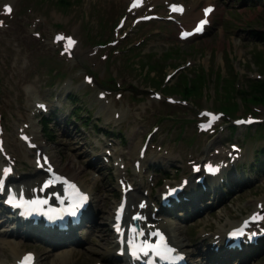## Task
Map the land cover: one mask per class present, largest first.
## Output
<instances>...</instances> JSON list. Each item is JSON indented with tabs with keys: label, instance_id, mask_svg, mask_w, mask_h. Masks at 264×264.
<instances>
[{
	"label": "rangeland",
	"instance_id": "obj_1",
	"mask_svg": "<svg viewBox=\"0 0 264 264\" xmlns=\"http://www.w3.org/2000/svg\"><path fill=\"white\" fill-rule=\"evenodd\" d=\"M69 1L0 0V128L18 163L16 172L21 171L14 175L16 180L32 184L41 179L35 165L39 149L54 155L63 172L76 171L77 179L95 194L94 209L83 236L77 238L83 240L53 251L38 239L0 231V264H16L13 246L34 249L38 264H121L111 229L113 207L120 198L119 178L134 182L133 198L142 197L147 204L158 200L169 183L189 179L193 160L217 159L230 142H238L243 157L237 168L225 171L232 176H224L221 184L211 183L206 193L192 185L196 193L189 192L194 198L188 211L178 212L180 218L164 216L180 240L207 250L209 241L201 238L212 239L216 231L260 209L257 203L264 208V174L238 168L252 158L254 148L264 146V135L254 132L256 127L264 129V3L249 7L248 0H211L218 6L211 31L182 42L177 33L193 24L203 0H151L136 12L128 11L129 0ZM171 2H183L185 14H170ZM5 6L12 11L6 12ZM190 9L192 14H187ZM146 12H158L162 19L140 24L129 19ZM170 15L174 21L168 20ZM122 16L128 20L118 29ZM60 32L74 37V47L66 51L67 42L56 41ZM154 61L160 68L150 65ZM72 94L76 98L70 100ZM42 99L59 120L49 124L52 127L36 113L34 104ZM63 107L65 111L59 109ZM202 109L222 112L206 133L198 125L204 120ZM72 114H78L77 122L69 121ZM245 116L259 121L231 126L234 118ZM96 124L113 129L114 135L96 133ZM21 133L30 134L37 148L28 149L20 141ZM194 135L199 143L189 146ZM141 144L149 149L138 169L134 160ZM228 264H264V244Z\"/></svg>",
	"mask_w": 264,
	"mask_h": 264
},
{
	"label": "snow or ice",
	"instance_id": "obj_2",
	"mask_svg": "<svg viewBox=\"0 0 264 264\" xmlns=\"http://www.w3.org/2000/svg\"><path fill=\"white\" fill-rule=\"evenodd\" d=\"M135 6V5H133ZM173 10L174 11H182L181 8H178L177 6H173ZM5 11L10 13L12 11L11 7L10 6H5ZM211 11V8L209 9H205V14L207 15L208 12ZM205 23V21H201V25ZM201 29L198 27L196 29V31H200ZM57 39H64L66 40L67 42V46H66V51L69 50V48L71 47V45H73L75 43V41H73L70 37H57ZM212 119H216V117H212ZM209 170L210 171H214V169L211 168V166H209ZM10 171V170H5V174H7V172ZM72 187H75L74 185ZM86 199V197H85ZM32 203H36V201H33ZM40 203H43V201H40ZM143 206V205H142ZM117 219H119V215L117 216ZM232 235H237L236 232H233ZM168 251H171V250H168ZM147 254V253H145ZM159 255V253H157ZM32 257H31V254H28L27 256L24 257V260L22 261V264H30V261H31Z\"/></svg>",
	"mask_w": 264,
	"mask_h": 264
},
{
	"label": "bare ground",
	"instance_id": "obj_3",
	"mask_svg": "<svg viewBox=\"0 0 264 264\" xmlns=\"http://www.w3.org/2000/svg\"><path fill=\"white\" fill-rule=\"evenodd\" d=\"M121 3V2H120ZM125 3V2H124ZM123 5V4H122ZM124 6V5H123ZM187 14H192V10L190 9L189 11H187ZM133 15V14H132ZM196 17H198L199 15H200V13H196V14H194ZM134 16V15H133ZM129 19L131 20V18L129 17ZM196 19V18H195ZM128 20V19H127ZM10 31V30H9ZM18 67V66H17ZM16 74V73H15ZM14 76V75H13ZM21 80H23V79H21ZM26 81V80H25ZM15 82V81H14ZM13 82V84L15 85V83ZM21 83H22V81H21ZM16 85H17V83H16ZM18 88V87H17ZM20 88V87H19ZM7 93H10V92H7ZM6 93V94H7ZM7 97V96H6ZM5 98V97H4ZM6 99V98H5ZM5 99H4V101H5ZM11 102V101H10ZM5 103V102H4ZM7 103V102H6ZM2 105V104H1ZM9 105V104H8ZM4 107V106H3ZM119 113V112H118ZM117 113V114H118ZM121 114V113H120ZM138 114H140V113H138ZM142 116V115H141ZM109 117V116H108ZM116 117H120V116H116ZM6 134V133H5ZM4 134V137L6 136ZM7 134H9V133H7ZM9 136V135H8ZM11 137H12V135H10ZM15 137V136H14ZM18 137V136H17ZM7 138V137H6ZM13 139H15V138H13ZM8 140V139H7ZM17 140H19V138L17 139ZM17 140H16V144H17ZM10 141H11V139H10ZM9 141V142H10ZM21 141V140H20ZM15 144V145H16ZM12 145H13V143H12ZM11 146V145H10ZM17 146H19V144L17 145ZM21 146H22V144H21ZM8 148H10L9 146H8ZM7 148V149H8ZM18 149H20V148H18ZM11 150V149H10ZM14 150H16L15 148H14ZM22 150V149H21ZM11 151H13V150H11ZM17 151V150H16ZM23 151V150H22ZM22 151H20L21 153H22ZM10 152V151H9ZM24 152V151H23ZM27 152V151H26ZM18 153H19V151H18ZM14 154V153H13ZM23 156H26V155H24V154H22ZM17 156H19V155H16V157ZM51 159H52V162L53 163H58V162H56V158H55V156L54 155H52L51 156ZM35 165H37V169H39V170H43V166H40V164L39 163H35ZM64 174H66V175H68V176H70L72 179H76L77 178V173H76V171L75 170H73V169H71V168H67L66 169V171H65V173ZM175 231V230H174ZM178 232V231H177ZM181 232V231H180ZM171 237H174V236H172L171 235ZM14 254H15V256H17V257H20V255L23 253V252H18V251H15V252H13Z\"/></svg>",
	"mask_w": 264,
	"mask_h": 264
},
{
	"label": "trees",
	"instance_id": "obj_4",
	"mask_svg": "<svg viewBox=\"0 0 264 264\" xmlns=\"http://www.w3.org/2000/svg\"><path fill=\"white\" fill-rule=\"evenodd\" d=\"M259 34H261V33H259ZM259 34H257L256 36H257V37H260V35H259ZM258 35H259V36H258Z\"/></svg>",
	"mask_w": 264,
	"mask_h": 264
}]
</instances>
